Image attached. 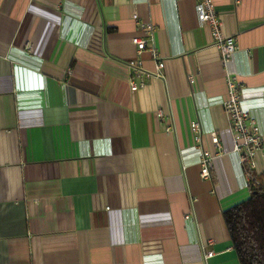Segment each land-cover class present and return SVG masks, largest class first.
Segmentation results:
<instances>
[{
  "label": "crops",
  "instance_id": "0c3cea01",
  "mask_svg": "<svg viewBox=\"0 0 264 264\" xmlns=\"http://www.w3.org/2000/svg\"><path fill=\"white\" fill-rule=\"evenodd\" d=\"M214 2L226 64L197 0H0V264H241L224 212L264 145L243 164L223 105L235 75L264 137V0Z\"/></svg>",
  "mask_w": 264,
  "mask_h": 264
},
{
  "label": "built area",
  "instance_id": "2783aa9c",
  "mask_svg": "<svg viewBox=\"0 0 264 264\" xmlns=\"http://www.w3.org/2000/svg\"><path fill=\"white\" fill-rule=\"evenodd\" d=\"M196 12L201 24L208 25L211 28L212 36L215 44L221 50V62L226 64L233 53L237 49L235 37L228 36L223 31V19L220 17L214 0H197ZM152 22H139V28L145 30L146 37H134L133 41L137 46L139 52L144 49H150L155 57L158 53L154 44V33L156 27ZM142 62L139 60L131 61V67H141ZM165 62L161 59L158 63L157 75L162 76V70ZM190 80H193V75H189ZM228 91L227 98L224 102L225 110L229 116L230 128L234 138V150L239 154L240 160L243 164H247L250 169L257 168V155L260 153L264 145V137L261 127L254 115L242 105L243 89L242 85L235 75L227 76ZM132 90H137L143 82H137L134 79L130 81ZM158 115L164 118L163 110L158 111ZM192 128L195 133V139L201 140L200 124L198 122L192 123ZM213 144L221 148V141L216 131L210 133ZM214 154L207 150L202 149L201 172L200 175L203 179L212 176V168L214 166ZM264 157V156H263ZM251 186H264L254 174L250 173ZM214 255L213 250L206 251L205 258Z\"/></svg>",
  "mask_w": 264,
  "mask_h": 264
},
{
  "label": "trees",
  "instance_id": "16d2710c",
  "mask_svg": "<svg viewBox=\"0 0 264 264\" xmlns=\"http://www.w3.org/2000/svg\"><path fill=\"white\" fill-rule=\"evenodd\" d=\"M252 189L251 197L224 217L241 264H264V186Z\"/></svg>",
  "mask_w": 264,
  "mask_h": 264
}]
</instances>
